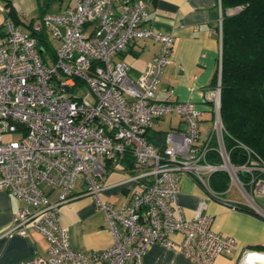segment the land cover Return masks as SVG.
I'll return each mask as SVG.
<instances>
[{"label":"built area","instance_id":"2783aa9c","mask_svg":"<svg viewBox=\"0 0 264 264\" xmlns=\"http://www.w3.org/2000/svg\"><path fill=\"white\" fill-rule=\"evenodd\" d=\"M0 9L7 7L0 3ZM148 10L145 0H75L63 10L44 13L33 21V29L44 28L59 40L52 61L41 57L33 36L5 20L0 43V190L25 204L13 213L4 235H25L32 227L48 241L46 257L24 264H141L154 243L183 253L195 264H212L235 246V239L212 228L213 217L201 210L204 202L192 217L184 216L175 202L179 175L192 176L218 200L223 197L210 184L217 172L225 173L251 201L264 194V159L241 144L246 160L232 162L225 143L221 62L216 84L206 97L214 106L212 130L202 143L201 109L191 101L155 100L163 67L170 62L173 36L145 24ZM221 15L219 0L220 37ZM137 38L152 39L160 47L132 79L118 55ZM172 111L182 116L185 128L166 131L159 149L146 132ZM5 133L19 137L4 141ZM209 153L218 160L208 159ZM127 158L132 160L128 179L137 182V189L128 202L115 207L100 199L98 180ZM78 178L88 185L112 234L113 242L105 249H73L60 221L59 205L71 199ZM46 187L58 190L56 198ZM174 234L181 240H174ZM236 264H264V252L243 251Z\"/></svg>","mask_w":264,"mask_h":264},{"label":"crops","instance_id":"0c3cea01","mask_svg":"<svg viewBox=\"0 0 264 264\" xmlns=\"http://www.w3.org/2000/svg\"><path fill=\"white\" fill-rule=\"evenodd\" d=\"M135 0H115V4ZM9 2V5H7ZM75 0H0L7 7L0 9V43L5 39V20L11 19L21 30L31 33L33 21L44 13L63 10ZM149 10L145 24L173 36L170 62L163 67L155 91V100L162 103L191 101L202 110L198 120L199 142L207 139L212 130L214 106L210 99L212 80L221 62V37L219 36V0H145ZM221 3V1H220ZM13 10L14 17L8 15ZM221 7V16L230 12ZM91 26H88V29ZM51 44V35L42 29ZM35 31V30H34ZM222 36V34H221ZM56 39V38H55ZM57 45L59 44V40ZM56 45V47H57ZM54 47V49L56 48ZM160 43L149 38L129 41L127 48L118 57L128 67V75L135 79L158 52ZM53 49V50H54ZM182 116L174 111L157 118L146 132L147 139L155 147L162 148L166 131L185 128ZM214 142V141H213ZM201 143V142H200ZM132 160L125 159L112 166L98 180L99 197L115 207L128 202L137 182L128 179ZM226 175V174H225ZM227 176V175H226ZM233 183L241 195H229ZM227 176L225 188H212L223 200L209 197L203 188L188 174L179 175V190L175 202L182 208L185 217L193 216L201 202L202 213L213 217L212 228L224 236H232L235 246L217 256L212 264H236L243 251L264 252V194L254 195V205L246 193ZM54 199L58 190L46 187ZM25 203L7 190H0V264H24L34 257H46L48 241L43 234L28 227L25 235H4L13 213ZM234 207V209L232 208ZM60 221L65 226L70 246L85 252L105 249L113 242L112 234L101 208L88 192L84 180L76 182L71 199L59 205ZM174 240L181 236L174 234ZM89 264H105L96 261ZM141 264H195L183 253L160 243L150 245L141 259Z\"/></svg>","mask_w":264,"mask_h":264},{"label":"trees","instance_id":"16d2710c","mask_svg":"<svg viewBox=\"0 0 264 264\" xmlns=\"http://www.w3.org/2000/svg\"><path fill=\"white\" fill-rule=\"evenodd\" d=\"M220 1L224 11L231 9L223 14L221 36L220 114L225 143L232 162L246 160L241 144L264 159V0ZM8 15L14 17L11 8ZM29 34L40 52L52 48L44 30ZM208 159L218 157L209 153ZM210 184L213 189L225 188L227 176L214 173Z\"/></svg>","mask_w":264,"mask_h":264},{"label":"rangeland","instance_id":"374dc122","mask_svg":"<svg viewBox=\"0 0 264 264\" xmlns=\"http://www.w3.org/2000/svg\"><path fill=\"white\" fill-rule=\"evenodd\" d=\"M51 38V44L50 46L52 47L51 49H54V47H56L58 41L53 38L52 36H50ZM46 50V51H43V52H40V55L41 57L44 59V60H47V61H52L53 60V57H52V50ZM19 137V134L18 133H5L3 135V140L4 141H8V140H13V139H18ZM202 143V141H200ZM81 180V178H78L76 182H79ZM232 183V182H231ZM232 184H228V188L231 186ZM241 195L240 194V191L238 189V187L233 183V185L230 187V190H229V195Z\"/></svg>","mask_w":264,"mask_h":264},{"label":"bare ground","instance_id":"6f19581e","mask_svg":"<svg viewBox=\"0 0 264 264\" xmlns=\"http://www.w3.org/2000/svg\"><path fill=\"white\" fill-rule=\"evenodd\" d=\"M254 257H257V255H254Z\"/></svg>","mask_w":264,"mask_h":264}]
</instances>
